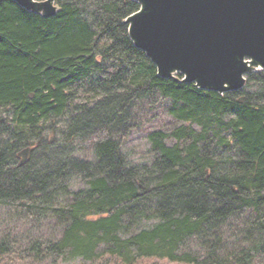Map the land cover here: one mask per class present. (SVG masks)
I'll return each mask as SVG.
<instances>
[{
	"label": "trees",
	"instance_id": "trees-1",
	"mask_svg": "<svg viewBox=\"0 0 264 264\" xmlns=\"http://www.w3.org/2000/svg\"><path fill=\"white\" fill-rule=\"evenodd\" d=\"M58 4L0 3V264H264V71L225 94L163 79L124 24L138 3ZM159 98L182 124L147 131L154 161L132 165Z\"/></svg>",
	"mask_w": 264,
	"mask_h": 264
},
{
	"label": "water",
	"instance_id": "water-1",
	"mask_svg": "<svg viewBox=\"0 0 264 264\" xmlns=\"http://www.w3.org/2000/svg\"><path fill=\"white\" fill-rule=\"evenodd\" d=\"M11 1L44 18L60 9L59 0ZM132 1L140 8L124 24L159 77L225 94L264 71V0Z\"/></svg>",
	"mask_w": 264,
	"mask_h": 264
},
{
	"label": "rangeland",
	"instance_id": "rangeland-1",
	"mask_svg": "<svg viewBox=\"0 0 264 264\" xmlns=\"http://www.w3.org/2000/svg\"><path fill=\"white\" fill-rule=\"evenodd\" d=\"M58 4V3H57ZM59 5V4H58ZM168 104L161 98L157 99L152 107H144L139 109L135 120V129L132 131L130 137L123 144V154L127 160L135 166L151 165L154 161L155 154L152 150V145L147 137V131L163 130L165 133H169L172 130L181 126V122L174 120L168 110ZM142 110V111H141ZM173 143V141H172ZM80 152L79 156L85 158L90 155V149L88 144L78 145ZM234 157V154L229 152L224 154L221 159L220 167L226 168L229 166V161ZM86 188V183L82 179H75L72 182L71 189L78 190ZM157 221H144L138 226L140 229H151L156 225ZM12 226V225H11ZM84 260L81 258H66L62 257L57 262L51 264H89L83 263ZM154 262V261H153ZM149 262L147 264H154ZM157 264H166L163 261H157Z\"/></svg>",
	"mask_w": 264,
	"mask_h": 264
}]
</instances>
